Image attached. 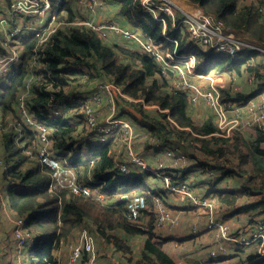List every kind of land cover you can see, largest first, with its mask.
I'll use <instances>...</instances> for the list:
<instances>
[{"label": "trees", "instance_id": "obj_1", "mask_svg": "<svg viewBox=\"0 0 264 264\" xmlns=\"http://www.w3.org/2000/svg\"><path fill=\"white\" fill-rule=\"evenodd\" d=\"M188 1L224 21L225 29L229 33L236 36L241 33L246 34L251 37H248L251 42H247L264 46V22L259 21L252 6H240L237 0ZM260 1L264 4V0ZM110 2L121 14L128 17V22L134 28L150 35L157 43H164L162 47L164 52H184L190 46V41L186 47L182 40V37L187 35L182 30L171 32L172 35L178 37L180 41L178 46L176 43H165L162 38V25L140 9V0H111ZM4 4L5 1L0 0V9H4ZM83 6L86 15H90L89 7ZM79 13H81L79 5L74 9L72 2H64L57 14V21L63 23L58 26L55 35L43 51L40 49L39 35L24 38L21 47L17 46L24 51L22 65L0 87V122L4 119L3 123L7 125L3 127L5 130L1 134L5 151L8 154V163L5 160L4 175L12 177L13 183L16 184L10 186L11 188L7 189L8 186L5 188L9 190L7 195L10 197L12 213L18 217H25L23 226L25 232L29 230L36 233L35 248L23 250V261L25 264H58L55 252L60 241L63 238L70 239V236L78 229L87 226L91 227L92 231L97 228L100 235H105L104 230L113 231L116 228H123L133 236L146 235L145 252L142 254V260L136 261V264H176L162 249L163 243L157 240L153 219L149 222L147 229H142L128 219V199L124 198L125 195L143 196L150 209L147 213L153 218V209L158 204L157 200L164 196L165 190L160 191L151 186V189L156 190L148 192V187L145 189H136L129 185L115 187L111 182H107L104 190L108 192V196L118 193L120 198L112 205L100 209L96 207L97 204H94L93 197L77 196L68 189L49 191L52 170L41 164L38 159L29 160L24 152V148L31 150L34 146L36 150L33 151V157L37 158L39 140L37 133L32 132L28 126L20 122L21 117L18 113L20 97L25 95L31 114L46 125L55 141L54 150L57 156L63 163L72 166L80 181L88 185L85 180L90 176L103 181L102 174L105 170L113 168L115 164L109 157L112 141L104 145L100 143L98 147L90 150L95 160L88 161L77 155V151L82 153L86 150L85 144L79 142L77 136L95 131L89 124V106L85 105L87 97L84 92L77 91V86L81 81L87 84L95 81L96 84L101 85H106L110 81L114 82L122 88L125 95L122 97L127 95L134 98V101H139L141 108L146 105L158 106L157 116L146 111L150 115L141 119L140 126L144 128L148 142L159 136H162V139H169L171 136L175 139H169L170 144L167 145L178 143L184 146L186 143L188 147L191 146L195 150L191 156L192 160L199 162L198 155H204L210 159L208 161L211 162L207 164L213 166L211 172H216L218 175L212 184L213 187H218L221 182L232 176L237 178V176L245 177L248 174L247 180L241 182L239 186L241 190L215 189L218 203L229 209L235 208L239 213L254 210L259 206L264 208V132L256 126L258 134H249L242 128V124H239L238 128L232 132H220L213 125V119H207L201 126L195 122L192 123L185 116L190 106L188 95L172 87L171 73L164 74L155 58L139 48H137L136 57H129L120 48L122 44L113 43L115 39L112 37L115 36V32H110L107 39L102 38L83 24L86 18ZM93 18H96L95 21L101 20L100 17L93 16ZM76 19L77 24L82 25L65 28L68 25L66 22H73ZM11 28L15 27L11 26ZM8 30L10 27L0 26V36ZM120 38L126 41L121 35ZM9 48H11L10 45L0 47V53L7 52ZM190 50L196 54L197 72L199 73L211 74L215 71L226 70L237 72L240 75L249 73L256 77L255 87L251 94L241 92L232 94L229 90H225L223 100L226 104L245 105L249 98L260 93L259 90L264 87V55L261 52L246 50L223 57L213 51H206L198 44L190 46ZM140 51L144 55H140ZM31 62H34L37 68L29 72ZM75 79H77V85H74ZM168 114L174 122L169 120ZM8 123H13V125L8 127ZM186 126H193L192 130L195 133L183 130L182 127ZM17 128L25 133L27 141L24 145L26 146L15 139V135L19 132ZM120 134H123L120 129L114 131L116 137ZM145 148L149 150L152 147L147 145ZM169 178L173 185L176 179L182 182L185 180L182 176L174 178L169 176ZM256 191L261 192L256 194ZM253 196L260 197L262 201L258 203L251 200L244 201ZM97 208L98 212L105 217L107 225L101 224V219L96 217ZM112 242L117 250L128 251L129 249L119 237H115ZM13 243L14 250L9 247L8 251L14 252L16 249L17 257L19 251L16 238ZM25 254L28 257L27 263L24 258ZM247 255L250 257L248 261L251 264H264V258L255 262L256 254L248 253ZM151 257H156L158 263H154ZM133 260L134 257L132 259L129 255L128 262H133ZM13 264L17 263L13 262ZM190 264L208 263L194 261Z\"/></svg>", "mask_w": 264, "mask_h": 264}, {"label": "rangeland", "instance_id": "obj_2", "mask_svg": "<svg viewBox=\"0 0 264 264\" xmlns=\"http://www.w3.org/2000/svg\"><path fill=\"white\" fill-rule=\"evenodd\" d=\"M69 1L72 2L74 9L77 8L79 5V8L81 10V13H79V15L81 14H82L81 16L86 15V10L84 6L81 4V2L83 1L80 2V0H66V2H69ZM173 1L179 7H181L184 10L189 11L193 15L201 16L205 13L206 16L211 15L213 18L219 20L218 18L214 17L212 13H208L206 10L200 8L197 4L191 3L188 0H173ZM237 3L243 7L252 6L254 12L258 15L259 21L264 22V4L261 3L260 0H237ZM108 5H109L108 8L102 13V16L104 18L116 20L115 18L112 17L113 16L112 14L108 15L109 10L111 9V4L108 3ZM10 7H11V4L8 2L7 5L5 6V10L10 9ZM5 10L3 11V15L7 13ZM166 10H169V9H166ZM174 11H176V16L180 17L179 11L178 10H174ZM124 18L128 19L126 15L124 16ZM31 19H34V18L30 16V19H23L22 22L25 21L29 23V22H32ZM76 21L77 19L74 20L69 25H67L65 28L74 27L75 26L74 23H76ZM140 33L143 36L151 37L150 35L143 33V31L141 30H140ZM54 35L55 34L48 32L45 29L42 32V34L38 36L39 41L41 43L40 49L42 51L45 49V47L48 45V43L50 42V40L53 38ZM237 35L241 37L242 39L251 42V39H249L251 38L250 36L246 34H242V33L237 34ZM187 37H188V34L182 37V40L184 41L186 46L188 44ZM151 38L153 39V37ZM162 38L165 40V43L167 42L175 43L176 39H178L177 36H171L169 40L165 39L163 36V26H162ZM23 39H21L20 41L21 44H22ZM127 39L128 41H123L122 38H117L113 43H119L120 45L122 44L120 48L124 50V52H126V54L129 57H136L138 47L132 41H129V38ZM0 42H3L1 45H4L5 42L9 43L8 38L4 35L0 36ZM128 42L132 44H128ZM155 43L161 46L164 45V43H159V42L157 43L156 41ZM140 52H141L140 55H144L143 53L144 51L143 52L140 51ZM16 53L17 55H21V61L23 62L22 56L24 54V51L17 50V52H14V54ZM8 57H5V59ZM33 59L35 60V58ZM3 65H4V61H0L1 69ZM34 68H37V67L35 66L34 62H31L29 66V72H32V69ZM255 81H256V77L249 73H243L242 75H240L237 72H228L226 70L212 72L209 76H206V77H192L190 78V80H182V82H187L188 84L194 85L202 93H204V95H201V94H197L192 89L182 90V92L188 95L189 104H190L189 109H187V114H185V116L188 117L189 121H191L192 123L195 122L199 126H201L204 122H206L207 119H213L214 122L212 121L211 122L213 123L215 127H217V129L220 132H227V131L232 132L238 128L239 124H242V128L249 134H253V135L258 134L257 129L255 128L256 126H259L264 132V87H262L261 89L259 88L260 93L249 98L245 105H240V106L236 104L228 105L223 100L225 96V90H229L232 94H236L238 92H241L244 94H251L252 90H254V87H255L254 85ZM74 85H77V79L74 80ZM102 86L103 85L101 84H96L95 81H90L89 84L85 83V81H81L79 85L77 86V91L84 92L85 96L87 97L85 105L89 106L88 114L94 115L95 118L97 119L95 121L96 129L103 127V129L109 131L110 129L106 125L110 124L112 121L117 120L118 119L117 117L120 114L126 113L124 115V119L120 120L121 123H112L113 127H121L120 132L123 133V134L117 135L118 140L113 141L114 145H117V147L115 148L118 151L116 154L117 158L118 160L119 159H131V157H129V155L127 154V151L128 150L132 151V149L134 148V142H135V148L131 156L137 160H140V158H145L143 156L142 150L143 151L146 150L145 148V146L147 145L145 144L146 138L143 136L141 138L138 132L137 131L135 132V125L137 124L134 123V120L136 121V118H140V119L145 118L146 115L149 116L150 114L147 112L154 113V115L157 116L156 109L158 108V106L146 105L144 108H141V106H139V103H138L139 101H134V98L127 96V95L126 97H122L120 94V91L117 89L118 87L114 85V82H111V81L109 82V86H108L109 89L106 88L105 90ZM201 86H203L204 90L200 88ZM104 91H107L112 96H108L106 92L104 93ZM198 107H200L202 109L203 114L206 115L203 120L200 116L196 115ZM79 111L81 110L79 109ZM52 114H56V113H52ZM167 116L169 117V120L172 122L173 118L171 119L169 114ZM0 117H1V114H0ZM3 122H4V119H3ZM12 125L13 123L10 126ZM95 127L93 128V130L95 129ZM182 128L183 130H188L192 133H195L192 130L193 126H186ZM182 128L180 127V129ZM130 131H133V137L131 136L125 137V134L129 133ZM140 133L142 134V132ZM1 134L2 132L0 133V137H1ZM144 134L145 132L143 133V135ZM92 136L94 138H97L95 137L96 134H92ZM112 136L113 135H111L109 139ZM161 137L162 136H159L155 140H150L148 142L149 145H151L152 147H156L158 144H161V145L170 144L169 139H172V140L175 139L171 136H169V139L168 138L162 139ZM77 140L85 144L83 135L80 134L79 136H77ZM196 144L200 145L198 143ZM101 145H104V143H101ZM184 145H187V144L184 143ZM169 146H170L169 149L172 147H174L175 149L176 148L180 149V147H182L178 143H175ZM126 147L128 149L127 151L125 149ZM31 150L35 151L36 147L33 146ZM130 151H128V153H130ZM25 155H27L26 152H25ZM28 157H31V156H28ZM7 159H8V154L5 151V146L3 143V139L1 137L0 138V165L2 164V161H3V164L0 166V264H13L12 259L16 257L15 251L11 252L12 255L9 254L10 253L9 251H7V254L4 253L5 250H8L9 244H12L13 241H15L14 234L13 232L11 233V230L14 231L16 227L15 222L18 219L17 218L18 216L12 213L13 210L11 209V206L9 203L10 197L7 195L9 192V190L7 189L11 188L10 186L16 185L15 183H13L12 177L10 176L5 177L4 175L5 174V171H4L5 160L8 163ZM32 159H36V158L35 157L29 158V160H32ZM199 159L201 162L203 163L205 162L206 165L211 166L207 164L208 162H211V161H208L210 159L205 157L204 155H199ZM158 160H157L158 161L157 163L156 161L153 163L151 162L146 163L147 167L152 164H155V163L156 164L152 166L155 168L154 170H152V172L148 171V174H146L145 176V180H146V177L155 176L160 186V191L163 189L166 191L164 193V196H165V202L167 204L172 205L173 207H176V205H186L188 204L191 195H200L202 193V190H199L197 188L198 184H197V179L195 178L197 177V175H194L188 178L189 183L191 184H188L187 181L182 182L180 181V179H176L174 182H175V185L177 186H175L170 182V178L168 181L165 179V176L169 175L168 170H165V168H167L166 163H168L172 167H176L177 165H174V163L171 162L167 156L161 155V157L160 156L158 157ZM159 165L164 166V167H158ZM247 175L248 174H246L245 177L237 176V178L232 176L230 179L224 180L223 184L221 185V189L223 191H231L232 188L237 187L238 185L237 189L241 190L240 189L241 187L239 186L241 182H244L245 180H247ZM124 179L127 182L129 181L128 178H124ZM161 179L164 180L165 185L161 181ZM153 180L154 179H151L149 182H152ZM146 181L144 185L142 182H139L142 184V187H140V189H144L143 187L148 184V182ZM6 186H8L7 189L5 188ZM260 192L261 191H256L255 193L259 194ZM115 196L119 197L120 195L115 194ZM131 197L132 196H129V195L124 196L125 199H129ZM247 200H251V201H254L255 203H258L261 199L258 196H253L251 198H246L244 201H247ZM93 202L94 204H97L96 207H98L99 209L105 208V204L99 201L98 199L94 200ZM190 205L192 206L193 203L191 202ZM165 206L166 204H164V200L162 199V197H160L159 204H157L156 208L153 209V218H152V216H150L147 213V211H149L150 209L146 205V208L143 210L140 220L137 221L135 224L139 225L142 229H147L149 222L152 221L153 219L156 237L157 235L159 237L163 232L167 233L168 231L175 230L177 227L172 228L170 227V225L169 226L168 225L167 226L158 225L159 219L163 215L162 210H167L163 208ZM98 208L96 209L97 210L96 217L101 219V224L107 225V222L105 221V217L100 212H98ZM195 208H193V211L191 213L183 214V218L181 219L177 230L181 228V230L191 231V233H198L199 227L204 226V225L208 226L214 223L213 226L208 228V231L211 234V236H206L203 238L191 237L190 238L191 240L189 239V241L181 245H175V243L174 245L162 244V249L167 253L169 257L173 259V261L176 264H189L192 262L191 259L193 257H202L203 259L207 260L208 258L204 256L205 253H208V252L210 254L212 252L217 253L218 239L222 237V234L218 232V229L220 228V226H227L228 235L230 237H235L237 240H241L240 244H237V243L231 244L232 246L239 247V248H236L238 250L235 249L234 251L229 248L228 254L231 255V252H232V255H235V256L229 259L228 260L229 262H226V264H248V263H244L243 261H241V260H250L249 259L250 257L247 255L248 253H254L257 255L255 262L260 261L259 257H261L263 260L264 258V208L262 206H259L254 210L239 213L235 208L229 209L225 206H221L215 199L211 207H209L208 209L204 208L205 209L204 211L206 212V214H202L201 210L195 209ZM165 212L168 213L167 211ZM127 216L129 219V214H127ZM171 224L174 225L175 223H171ZM83 228L88 229L87 231L89 232V234L93 237L95 241V238L92 235L93 234L92 228L84 226L78 229L77 232L70 239L63 238V240L59 243V245L61 246L65 244L68 249L72 246L71 247V257H72L73 248L76 245L78 246L82 243V233L80 232ZM112 234L118 236L119 238L123 236L122 233L119 232V229L116 228L113 231L110 230L106 232L105 233L106 239L103 240L102 242L99 239H97L98 242L95 241L96 258H97L98 263L99 264L100 263L101 264H136L135 263L136 260H134L133 262L127 261L126 257L129 256L127 250H117L116 251L115 247H114V250H112L111 248L112 239H109L108 237ZM216 234L218 235L216 236ZM258 234H260L258 238L254 236ZM129 240H130L129 243L131 244L134 250V256L139 255L140 252L142 253L145 252L144 243L146 240V235L130 237ZM221 242L226 244L228 241H221ZM228 243H231V242H228ZM194 250H197L195 252V255H191V252H193ZM236 253L238 254L237 256H236ZM24 258L27 263L28 257L26 254ZM218 258H220V256ZM151 260L154 263H158L156 257H151ZM16 263L25 264L23 261L22 252L17 253ZM212 263L216 264L217 262H212ZM79 264H89V257L85 255L81 259V262Z\"/></svg>", "mask_w": 264, "mask_h": 264}, {"label": "built area", "instance_id": "obj_3", "mask_svg": "<svg viewBox=\"0 0 264 264\" xmlns=\"http://www.w3.org/2000/svg\"><path fill=\"white\" fill-rule=\"evenodd\" d=\"M4 9H0V26L2 28L10 27V30L6 31L3 35L8 38L9 43L5 42L4 45L0 44V47H5L10 45L9 48L3 53H0V61H4L2 69L0 68V87L4 82H7L11 75L16 69H18L21 64V55L14 54L17 50V46L21 47V39L24 36L40 35L46 29L48 32L55 33L57 27L63 22H58V11L63 7L65 0H4ZM83 1V2H81ZM80 2L89 7L90 10L89 16L90 19L83 22L84 25L91 28L93 31L98 33L102 38L107 39L110 32H115L117 35H121L124 39L136 43L139 48L144 51V53L155 58V60L160 64L161 71L163 70L164 74L171 73V85L174 89L177 90H187L192 89L197 94L204 95L198 88L194 85L188 84L187 82H182V80H190L192 77H206L210 74H203L197 72L196 65V54L190 49L187 51H175L164 52L161 45H157L151 37L144 38L140 33V29H129L124 28L119 25L116 20L104 18L101 14L108 8V2L105 0H81ZM11 4L10 9L5 10L7 3ZM140 9L145 13L151 15L157 22L161 23L163 26V36L165 39L171 38L172 30H182L188 34V42L190 41V46L192 47L195 44H198L206 51H213L223 57L232 56L246 50L259 51L262 54L264 53V46L255 45L247 41H243L240 37L229 33L226 31L224 22L213 18L211 15H193L189 11L179 7L173 0H140ZM169 9V10H166ZM7 13L3 15V11ZM180 13V17L176 16V11ZM94 14V15H93ZM100 14V15H99ZM30 16L34 19H31L32 22H22L23 19H30ZM93 16L100 17L101 20H96ZM4 19V20H3ZM205 21V22H203ZM66 22V24H70ZM77 26V21L74 23ZM79 25H81L79 23ZM14 26L15 28H11ZM28 32V33H27ZM27 33V34H26ZM2 35V36H3ZM240 38V39H239ZM11 39V40H9ZM175 43L180 44V41L176 39ZM10 56V57H8ZM5 57H8L5 59ZM176 76V77H173ZM117 89L120 91L121 96H125L122 92V88L115 84ZM109 83L103 85L102 87L106 90ZM210 86V85H209ZM204 90L203 86L200 87ZM108 96L110 95L107 91ZM117 98V97H116ZM18 113L21 117V123L28 126L32 132L38 134V158L39 161L49 167L52 170L51 180L49 183V191L55 192L59 190H70L74 195L82 197H91L93 191L88 185L83 184L79 177L77 178L75 169L61 161L57 156L55 148V141L53 140L51 133L47 129L46 125L41 121H38L32 114L29 107L26 104L25 95L21 96L19 99ZM89 124L92 128L96 126V118L93 115L89 114ZM124 118H118L115 121H112L110 124L106 125L110 130H105L103 127L96 129L95 131L101 136L107 135L111 132H114L116 129L121 127H113L112 123H121L120 120ZM11 123H8L10 127ZM5 125L2 121L0 122V133L5 130L3 127ZM130 126V125H129ZM131 128V127H130ZM19 132L15 135L17 141H21L23 146L26 140V135L19 128ZM230 132V131H227ZM126 136L133 137V131L125 134ZM25 149V152L30 158H33V151L30 149ZM176 152L175 148L172 147L168 150V155L172 156ZM2 161V160H1ZM134 161L143 167H147L141 160L134 159ZM3 164V161H2ZM1 164V165H2ZM0 165V166H1ZM162 167V166H159ZM153 169H146L149 172H152ZM120 172L124 175H127L128 170L126 167L121 168ZM165 179L168 181L169 177L165 176ZM214 198L198 200L195 195H191L189 202L193 203L194 206L200 207H211L213 205ZM146 208L145 199L141 196H133L127 201V211L129 214V219L133 222L140 220L143 210ZM167 221L171 223H176L177 220L170 216L169 213L163 211V215L160 217L158 225L163 226ZM16 227L13 231V234L18 242V251L23 253V250L35 247L33 235L31 231L24 230L23 226L25 220L23 218L17 219ZM214 223L208 225V228L213 226ZM218 232L222 234V237L218 239L217 243V253L212 252L210 255L213 259L228 255L229 248L225 246L221 241H228L233 243L240 244L241 240H237L235 237H230L228 235V227L220 226ZM218 234H216L217 236ZM259 237L260 234L254 235ZM85 255L89 257V264H99L96 258V246L93 237L89 234L87 230L82 232V243L76 245L72 251V260L73 262L80 261Z\"/></svg>", "mask_w": 264, "mask_h": 264}, {"label": "crops", "instance_id": "obj_4", "mask_svg": "<svg viewBox=\"0 0 264 264\" xmlns=\"http://www.w3.org/2000/svg\"><path fill=\"white\" fill-rule=\"evenodd\" d=\"M110 14L113 15L112 17L115 18L116 21L121 26H123L125 28L135 29L136 30V28H134V26L131 25L128 22V20L124 18L125 15L121 14L118 11L117 7L113 6V4L111 5V9L109 10L108 15H110ZM117 38H120V35L115 34V36L112 37V39H115V40ZM128 44H132V43L128 42ZM199 106H201V105H199ZM124 115L125 114H120L119 116H124ZM196 115L200 116L202 118V120L206 116V115L203 114L202 109L200 107H198ZM141 119L140 118H136V121L133 119L135 124H137V125H135V132L137 131L138 134L141 136V138H142V136L145 137L146 138L145 144L149 145L148 137H146L145 134L143 135L145 130H144L143 127L140 126V124H142L141 123ZM140 132H142V134ZM92 134H96L95 137H97V138H94L92 136ZM83 137H84V140H85V144H87L89 148H93L98 142H100L99 135L97 133H95V132H91V131L87 132V133L83 134ZM116 140H118V139L114 135L113 137H111L110 140L107 139V141H106L108 143L112 141L111 150L109 151V157L112 158V160H113L115 165L113 166V168L105 170V172L102 174L103 181H99V180H97V179H95L94 177H91V176L88 179L85 180L86 181L85 183L88 184L92 188V191L94 193L92 197L95 200L98 199L99 201L104 203L105 206L112 205V203H115L116 200L118 201L119 200L118 198H120V196L119 197L115 196L116 193L114 194V196H112V195L108 196V192L104 190L107 187V185H106L107 182H111L112 186H115V187L120 186V185H129L130 187H136V189H140V187H142V184L139 183V182H142L143 185H144L145 181L147 180L146 182H148V184L143 187L144 189H145V187H148L149 189L147 191L150 192V190H156V189H151V186H154L153 188H157V190H160V186H159L155 176L146 177V180H145V176H146V174H148V171L146 169H153L154 167H152V166L155 165L159 161L158 157L159 156L161 157V155L162 156H167L168 159L171 162L174 163V165H177L176 167H172L171 165L166 163L167 164V168H165V170H168L169 176H171L173 178L176 177V176H178V177L182 176L185 179L184 181H187L188 184H191V183H189L188 178H190L191 176L197 175V177H195L197 179V184H198L197 188L199 190H202V193L200 195H195L198 200L209 199L210 197H214L217 200L216 195H215V192H216L215 189L216 190L217 189L220 190L221 189V185L223 184V182H221V184H219L218 187H216V188L213 187L212 184L216 181V177L218 176L217 173L216 172L215 173L214 172H210V170L212 169L213 166H208V165L205 164V162L204 163L201 162V161L198 162V161H194V160L191 159L192 153L195 151L192 147H188L187 145H184V146L180 147V149L176 148L175 149L176 150L175 154L170 157L167 154L168 150H169V147H170L169 145L164 144L165 145L164 146V145L158 144L156 147H152L150 145L152 147L151 149L145 150V151L142 150L143 156L145 158H140V160L146 166H147V164H146L147 162L153 163V162L156 161V163L145 168L142 165L136 163L134 161V158L131 156V154L133 153V150L135 148V142H134V148L132 149V151L128 150L127 147L125 148L126 151L127 150L130 151V153H128V151H127V154L129 155V157H131V159H119L118 160L117 155H116L118 151L115 149L117 147V145H114V143H113V141H116ZM77 155H80L81 157H83V159L88 160V161L95 160L94 157H93V154L90 151H87V150H85L82 153L81 152H77ZM154 157H156V158H154ZM198 157H199V155H198ZM161 165H159V166H161ZM206 166H208V167H206ZM123 167L127 168V170H128V172H127L128 174L127 175H124V174H122L120 172L121 168H123ZM162 167H164V166H162ZM186 169H187V172H185ZM178 170H181L183 172L179 173ZM184 172L186 174H184ZM124 178H128L129 181L128 182L127 181H123ZM150 178L154 179V180L152 182H149L151 180ZM161 181L163 182L162 179H161ZM100 183H102L103 185L101 186ZM164 185H165V183H164ZM234 188H232L231 190H236L238 188V185H237V187H234ZM116 195H120V194L117 193ZM162 199L164 200V204H166V206L163 207V208L167 209V210H162V212L163 211L164 212L167 211L170 214V216L172 217V219L175 218L177 220V222L174 225L171 224V221H168V222L165 223L166 226L170 225V227H172V228H174V227L178 228V226L180 224V221L183 218V214L191 213L193 211V208L196 207L195 209L201 210L202 214H206V212L204 210L208 209V207H200V206H194V205L191 206L189 202L186 205H176V207H173L172 205H169V204H167L165 202V196H162ZM105 201H106V203H105ZM157 201H158V204H159V200H157ZM15 225H16V223H15ZM177 228L175 230L168 231L167 233L163 232L159 237L157 235V240L162 242L164 245L165 244L174 245V243H175V245H181V244L186 243L187 241H189V239L191 237H193V238L194 237L203 238V237H206V236H211V234L208 231V226L207 225L199 227L198 233H191V231L181 230V228L179 230H177ZM84 230H88V229L87 228H83L80 233H82ZM104 231H105V233L108 232V230H104ZM12 232L13 231L11 230V233ZM119 232H121L122 235H123V236H121L120 239H122L124 244L126 246H128V248H129L128 249V254L131 256V258L133 259V257H134V260L141 261L143 253L140 252L139 255H135L134 256V250H133L131 244L129 243L130 237H137V236H133L131 234H128L123 228L119 229ZM92 233H93L92 235L95 238V241H97V239H99L102 242L103 240L106 239L105 235H100L97 232V228H96L95 231H92ZM73 235H71L70 238ZM108 237H109V239L114 240L115 237H118V236H116V235L114 236V234H112V235H110ZM231 244L232 243H228L227 242L225 245L228 248H230L231 250L234 251L236 249V247L232 246ZM6 246H8V245H6ZM59 246L60 247L55 252V256L57 258L58 264H79L81 262V260L77 261V262H73L72 257H71V247L72 246L69 249L67 248V246L65 244H63V246H61V245H59ZM9 247L11 249L13 248V250H14V248H15L14 243L10 244ZM114 247L115 246H114V244L112 242L111 243L112 250H114ZM115 249L117 251L116 247H115ZM7 251L8 250H5L4 253L7 254ZM196 251L197 250H194L193 252H191V255H195ZM11 252H12V250H11ZM11 252H10V254L12 255ZM15 252H17L16 249H15ZM204 256L208 258L207 259L208 261L203 259L202 257H193L191 260H192V262L200 261V262L208 263V264H214L212 262H217L216 264H226V262H229L228 260L233 258L235 255H232V252H231V255L228 254L227 256H223V257H220L218 259H213L211 257V255H210V253L208 252V253H205ZM236 256H237V253H236ZM128 257L129 256L126 257L127 261H128ZM259 258H260V260H262L261 257H259ZM16 260H17V257H15L13 259V262L16 263ZM241 261H243L244 263L251 264V262L248 261V260H241Z\"/></svg>", "mask_w": 264, "mask_h": 264}, {"label": "clouds", "instance_id": "obj_5", "mask_svg": "<svg viewBox=\"0 0 264 264\" xmlns=\"http://www.w3.org/2000/svg\"><path fill=\"white\" fill-rule=\"evenodd\" d=\"M66 1V0H65ZM110 4L112 5V3L110 2ZM102 15V14H101ZM85 18H86V20H89L90 19V16L89 15H85L84 16ZM77 25H79V24H77ZM82 25V24H81ZM120 25V24H119ZM121 26V25H120ZM74 27H77V26H74ZM123 27V26H122ZM125 28V27H124ZM137 29V28H136ZM132 30H134V29H132ZM30 36H24V38H29ZM144 37H146V36H144ZM127 41V40H126ZM134 43V42H133ZM187 46H188V44H187ZM186 46V47H187ZM138 48H139V46H137ZM140 49V48H139ZM190 49V46H188V48L186 49V51L187 50H189ZM117 118H124V116H119V117H117ZM95 130V129H94ZM95 133H97L96 131H94ZM98 134V133H97ZM99 135V134H98ZM111 135H113L114 136V132H111V133H109V134H107V135H102V139H101V136L99 135V138H100V142H98L94 147H98V145L100 144V143H106V139H109V137L111 136ZM112 136V137H113ZM104 138H106V139H104ZM85 147H86V149H87V151H90L91 149H93V148H89L88 147V145L87 144H85ZM30 158V157H29ZM36 159H38V161H39V158H38V156H37V158ZM32 160H35V159H32ZM40 162V161H39ZM41 163V162H40ZM42 164V163H41ZM148 171V170H147ZM50 180H51V177H50ZM73 194V193H72ZM94 194V193H93ZM93 196V195H92ZM91 196V197H92ZM18 219L19 218H23V219H25V217H17ZM31 233H32V235H33V239H34V246L36 245V242H35V237H36V233H35V231H31ZM35 248V247H34ZM26 250V249H25ZM28 250V249H27Z\"/></svg>", "mask_w": 264, "mask_h": 264}]
</instances>
